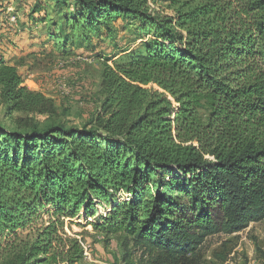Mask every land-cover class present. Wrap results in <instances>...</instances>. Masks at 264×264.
Wrapping results in <instances>:
<instances>
[{
  "label": "trees",
  "instance_id": "trees-1",
  "mask_svg": "<svg viewBox=\"0 0 264 264\" xmlns=\"http://www.w3.org/2000/svg\"><path fill=\"white\" fill-rule=\"evenodd\" d=\"M163 1L174 17L150 11L149 0H48L56 20L49 4H32L55 41H69L70 23L88 34L121 19L135 22L138 38L152 32L105 66L94 124L54 119L51 100L0 57L6 114H30L0 125L8 264H77L80 244L58 232L80 211L97 231L123 234L141 264H204L209 235L264 218V0ZM43 213L34 240L15 244Z\"/></svg>",
  "mask_w": 264,
  "mask_h": 264
},
{
  "label": "rangeland",
  "instance_id": "rangeland-1",
  "mask_svg": "<svg viewBox=\"0 0 264 264\" xmlns=\"http://www.w3.org/2000/svg\"><path fill=\"white\" fill-rule=\"evenodd\" d=\"M35 1L0 0V57L17 67L29 89L39 91L51 100L54 119L74 126L93 122L108 94L103 84L105 66L112 67L114 62L120 61L124 55L119 53L123 50H139L142 41L153 38V34L149 32L138 38L142 34L134 21L127 24L117 19L110 24L111 32L101 27L98 32L88 34L83 27L71 29L70 23L66 33L69 41L65 42L61 33H58L61 41H55L47 35L50 21L41 23L38 16L29 15ZM40 1L49 4L48 0ZM148 5L150 11L162 17L175 16V9L166 1L149 0ZM45 12L53 20L61 15L52 3ZM69 12L73 14V11ZM4 108L0 100V125L4 127L14 128L15 117H30L23 113L8 115ZM97 210L105 213L100 206ZM48 220L49 215L43 213L13 242L34 240L39 228ZM93 221L94 217L80 211L73 218H64L63 227L59 229L58 235L67 246L69 239H76L80 244L82 258L77 264H141L140 249L131 243L125 248L123 234L107 235L97 231L87 224ZM127 253L129 256L125 258ZM205 258L204 264H264V218L231 234L209 235ZM0 264H8L5 252L0 254Z\"/></svg>",
  "mask_w": 264,
  "mask_h": 264
}]
</instances>
